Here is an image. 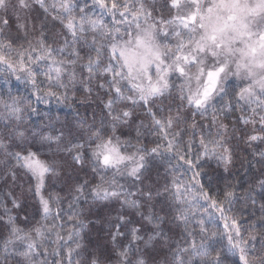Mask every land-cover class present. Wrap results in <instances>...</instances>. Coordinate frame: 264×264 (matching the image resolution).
I'll return each instance as SVG.
<instances>
[{
    "label": "snow or ice",
    "instance_id": "6c2138e0",
    "mask_svg": "<svg viewBox=\"0 0 264 264\" xmlns=\"http://www.w3.org/2000/svg\"><path fill=\"white\" fill-rule=\"evenodd\" d=\"M91 4L102 10L101 17L91 12L87 0L83 5L75 0L51 5L46 0H0V65L15 71L10 59L15 53V64L26 73L24 79L38 101L74 100L79 85L85 100L95 96L103 112L98 122L93 116L92 123L85 120L78 125L80 139L75 142L67 141L63 131L55 136L39 135L40 147L56 144L49 159H41L19 126L9 125L0 134L6 176L15 181L17 167L30 174L35 183L29 191L45 221L30 229L17 225L12 209H21L22 203L8 193L12 209L4 206V222L9 236L0 243V264H7L9 258L17 259V264H49V256L52 264H105L84 243L81 230L91 210L84 205L117 199L141 215L147 206L146 219L160 234L165 218L155 211L157 198L171 201L169 207L174 206L176 212L173 219L182 223L188 238L187 246H177V256L190 253L201 257L200 264H226L231 252L239 256L240 264H264V241L257 249V238L251 234L257 225L249 226L241 216L230 215L241 199L236 186L228 184L212 193L202 179L208 176L210 159L229 172L238 147L234 140L248 146L264 142V0H91ZM33 5L44 16L32 15ZM105 15L111 18L110 26L102 18ZM49 16L67 33L58 48L53 47L55 41L47 29ZM65 74L67 82L62 79ZM38 75L45 79L38 83ZM229 81L238 82V89L230 92ZM41 86L47 91L39 94ZM241 106L246 114L233 117V109L240 111ZM5 107L17 121L21 119L23 109ZM137 107L150 118L158 137L151 147L142 143L148 126L139 119ZM134 116L138 121L135 136L122 140L118 129L131 126ZM235 121L244 127L238 130ZM61 152L71 159H56ZM256 155L264 163V151ZM8 160L14 161L12 167ZM154 161L163 162L171 176L162 191L144 185L133 192L120 183L144 184V173ZM86 163L95 182L83 179L76 183L70 198L45 195L48 177L59 176L65 165L83 169ZM108 171L113 173L111 179L105 175ZM246 196L251 200V191ZM198 205L204 207V213ZM64 207L70 210L67 220L62 217ZM209 207L224 221L221 234L209 231L215 223ZM260 211L258 226L264 228V206ZM196 217L199 243L188 229ZM72 221L75 223L69 224ZM128 223L126 215L114 218V264H146L143 258L133 261L130 250L138 241L150 246L151 238L146 240L138 227L121 231ZM77 226L80 230H75ZM125 235L130 237L127 247L119 243ZM221 237L227 240V251L213 247ZM176 264L186 262L177 260Z\"/></svg>",
    "mask_w": 264,
    "mask_h": 264
},
{
    "label": "trees",
    "instance_id": "16d2710c",
    "mask_svg": "<svg viewBox=\"0 0 264 264\" xmlns=\"http://www.w3.org/2000/svg\"><path fill=\"white\" fill-rule=\"evenodd\" d=\"M48 29V28H47ZM49 30V29H48ZM52 28L50 31H53ZM51 42V41H50ZM26 73L20 70L19 67L15 71L12 69L0 70V134L6 133L11 121L16 122L22 130L28 134V141L32 144L33 150H38L41 159H49L51 157L52 149L56 148L53 143L51 148L40 147L37 143L39 135L51 134L55 136L59 131H63L67 141L80 139L78 125L87 120L92 123V117L95 116L97 122L103 115L102 108L96 97L93 96L90 100H85V92L77 85L75 96L76 99L69 101L57 100L50 98L48 103L38 101L34 94V89L24 77ZM17 77H21L17 79ZM38 83L43 81V75L37 76ZM231 92L233 88L238 86L234 83L228 86ZM47 89L41 86V93ZM101 95H103L101 93ZM228 99H231L229 97ZM84 101V102H80ZM232 102H235L234 100ZM167 103V102H166ZM5 105H11L23 109L20 113L21 119L17 121L9 114V110ZM35 109V111H31ZM243 114H246V108L241 106ZM136 113L139 119L148 127L144 129L145 135L142 138V143L147 144L148 147L153 146V141L158 139L154 133V126L147 115L142 114V107L136 108ZM236 117V115H235ZM199 119V117H197ZM131 126H122L118 129V134L121 139L133 138L135 136L134 128L138 121L133 117ZM207 123V121H205ZM230 126L232 121L228 122ZM244 126L238 121L236 128L242 129ZM251 126H249L250 128ZM239 131L237 135H239ZM135 143V140H133ZM233 144H238L235 153L234 164L229 172H224L222 167L215 162V159H210L206 171L208 176L202 177L206 189L212 193L224 188L225 185L231 184L236 186L237 196L241 197L233 205V212L230 215L241 216L249 222V226L255 224V228L251 230V234L257 239L255 247L260 249L261 241H264V228L258 226L259 218L261 216V207L264 206V163L260 162V158L256 153L264 151V142H254L251 146L243 143L233 141ZM15 147V144L13 145ZM63 147V145H61ZM17 150H19L17 148ZM132 151V149H127ZM58 160H70V155L66 153H58L55 157ZM5 157L0 155V243H2L8 236L9 230L5 224L7 217L5 216V208L12 209L11 199L8 193L17 198L22 203L21 209H12V215L16 216V223L20 227L30 229L34 225L45 222L41 213L38 211V204L33 192L29 189L34 185L35 181L29 174L21 169L15 168L17 178L15 181L10 176H6L7 168L4 164ZM174 163V162H173ZM14 161L8 160V167H12ZM183 172V169H181ZM108 179H111L113 173L108 171L106 174ZM190 175V173L186 174ZM83 179H88L95 182L94 175L86 163L81 169L79 166L72 165L71 167L65 165L59 176L48 177L45 185V195H59L62 198H70V193L73 186L81 182ZM171 176H168L164 170L163 162L154 161L149 169L144 173V184L133 185L129 181L120 180V183L126 184L131 191L135 192L137 187H144V185H151L154 189L163 190V186L169 184ZM251 191V200L247 199L246 194ZM136 197H132L135 199ZM255 203H252V201ZM170 200L165 201L163 198H157L153 201L154 208L157 214L165 218V223L161 225L162 232L157 234L153 225L146 219L148 212L147 206L141 209L145 215L139 214L135 209L122 206L120 200L112 199L108 201H89L84 205L85 210L90 207L85 217L86 227L81 232L84 237V243L88 249L99 254L105 261V264L113 262L114 264V246L111 241V233L115 231L113 228L114 218L117 214H123L130 218L127 228H122L121 231L127 233L128 229L138 227L141 229L140 234L146 240L151 238L150 246H146L142 241L135 242L132 250H130V258L135 261L138 258H143L146 264H176L177 260H183L186 264H200L201 257L192 256L190 253L177 256V246H187V237L184 235V227L181 222L174 221L173 217L176 215L174 206L169 207ZM203 203V202H202ZM63 207V206H62ZM200 213H204V207L197 206ZM70 210L64 207L62 217L67 220V214ZM208 213H212L215 217V223L209 227L210 232H217L221 234L224 232V221L219 219L220 213L214 212L212 208L207 209ZM252 214H255L254 216ZM27 216V221L24 217ZM194 218L190 221L188 229L194 233L195 239L199 243L200 229ZM50 222V221H49ZM75 223L74 221L69 224ZM207 225V221L205 222ZM75 230H80L77 226ZM66 235V233H63ZM120 245L127 247L130 243V237L119 238ZM51 247V245H45ZM70 247H75L70 244ZM213 247L217 251H227V240L221 237L218 241L213 242ZM215 253H213L214 255ZM43 258V257H42ZM49 264H52V257H47ZM7 264H17V259L9 258ZM226 264H240L239 256L228 252V259Z\"/></svg>",
    "mask_w": 264,
    "mask_h": 264
},
{
    "label": "rangeland",
    "instance_id": "374dc122",
    "mask_svg": "<svg viewBox=\"0 0 264 264\" xmlns=\"http://www.w3.org/2000/svg\"><path fill=\"white\" fill-rule=\"evenodd\" d=\"M58 2H59V0H46V3L49 5H51L53 3H58ZM75 2L83 5L85 3V0H75ZM161 2H162V0H161ZM87 3L89 5V8L91 9V12H94L96 17H101L102 10L96 6H93L91 4V0H87ZM53 14H55V13H53ZM32 15L42 17V16H44V12L42 9L39 8L38 5H33ZM102 18L104 19L105 23L109 24V26L111 25V18L109 16L105 15ZM47 28L49 29L48 32H49L50 37H52V39L55 41V43H53V47H56V48L60 47L61 46V38L67 34L66 30L62 27V25L58 21L52 20L51 16L48 17ZM52 28L54 30L50 31ZM12 32H13V34L15 33L14 27L12 29ZM50 41L52 42V40H50ZM10 59L13 61V66L16 69L18 66L15 64V53L11 54ZM2 69L8 70L9 68H7V66H5V65H0V70H2ZM44 79L45 78L43 76V80ZM62 79L64 80V82H67L66 74L62 77ZM232 83H234L235 85L238 86V82H236V81H229L228 86ZM233 104H235V102H233ZM241 114H243L242 110L237 111L236 108H234L232 111L233 117H235V115L239 116ZM225 122L228 123L229 121H225ZM237 123H238V121H235V127H236ZM10 126L13 128L16 127V122L11 121ZM215 162H217V161L215 160ZM29 176H30V174H29Z\"/></svg>",
    "mask_w": 264,
    "mask_h": 264
}]
</instances>
